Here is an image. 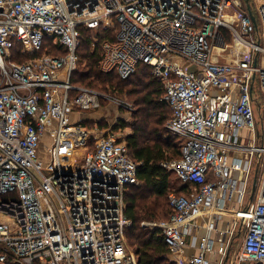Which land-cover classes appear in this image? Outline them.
<instances>
[{
  "label": "built area",
  "instance_id": "built-area-1",
  "mask_svg": "<svg viewBox=\"0 0 264 264\" xmlns=\"http://www.w3.org/2000/svg\"><path fill=\"white\" fill-rule=\"evenodd\" d=\"M0 9V214L11 217L0 219V264H139L125 213L139 164L115 131L90 150L93 131L71 121L105 99L133 111L73 82L83 28L100 27L116 36L102 44L101 70L127 79L150 65L172 110L166 128L180 144V157L162 165L188 189H171L169 218L142 226L162 232L175 264H225L227 256L226 264H264V125L256 119L264 105V0H0ZM47 39L65 52L12 58L15 44L37 54ZM230 46L234 58L221 60ZM224 214L234 224L220 234L231 238L211 259ZM198 217L208 219L206 233L187 244ZM242 224V246L230 258ZM185 246L198 252L184 256Z\"/></svg>",
  "mask_w": 264,
  "mask_h": 264
},
{
  "label": "trees",
  "instance_id": "trees-1",
  "mask_svg": "<svg viewBox=\"0 0 264 264\" xmlns=\"http://www.w3.org/2000/svg\"><path fill=\"white\" fill-rule=\"evenodd\" d=\"M83 35L79 54L80 59L83 58L86 64L85 67L78 68L74 72L73 82L81 86L98 88L100 83H110L112 78H116L130 85L131 88L127 91L129 95L142 94L140 98H136L142 106L134 113L133 130L127 135L129 154L139 166L138 183L128 186L125 194L127 204L125 213L132 220L126 233L135 247L139 264H169L170 248L162 232L157 229L147 231L140 225L141 220L145 218L156 219L160 215L169 218L172 215V209L168 196L172 187H177L178 192L188 189L186 185L185 187L175 185L171 175L180 182L181 180L162 165L165 161L177 159L181 155L177 138L173 140L171 135L163 136L159 128L172 115L170 106L162 100L163 85L152 74L151 66L146 63L139 64L137 71L127 79H122L115 72L104 73L101 70L102 44L106 40H116L115 30L104 27L97 30L83 28ZM94 37H97L95 47H93ZM64 52L63 47L55 46L51 40L47 39L44 49L39 53L21 54L20 45L17 43L13 47V59L21 63L24 62L23 56L32 59L45 53L57 55ZM141 68L144 71L139 73ZM92 122L97 125V122L93 120L83 123L87 127ZM117 124L119 128L124 126L123 123ZM109 130L114 131L113 126Z\"/></svg>",
  "mask_w": 264,
  "mask_h": 264
},
{
  "label": "rangeland",
  "instance_id": "rangeland-1",
  "mask_svg": "<svg viewBox=\"0 0 264 264\" xmlns=\"http://www.w3.org/2000/svg\"><path fill=\"white\" fill-rule=\"evenodd\" d=\"M26 54L31 55L30 53H26ZM220 55L221 56H219V58L221 60H232L234 58V52H233L232 46H230L226 50L225 53H221ZM12 58H14V55L12 56ZM30 60L31 58H28V57L26 58L25 56L22 57V61L24 62H28ZM85 64H86L85 60L83 58L80 59L78 68L81 69L85 67ZM142 71H144L143 68L139 70V73H141ZM140 76H142V74H140ZM111 80L112 82L110 83L106 82L105 84H103L102 82L99 84L98 88H93V89L101 93H106L110 97H117L119 99H123L124 101L131 103L133 107V111L130 112V111L125 110L123 107H119L115 103H112L109 99L102 100L101 108L94 110V111H87V112L93 113L94 119L92 120L97 122V125H95L94 122H92L91 124L92 126L91 125L87 126L88 129L93 131V134H94L93 139L91 140L90 150L94 149L96 137L100 136L104 131L108 130L112 126H113L114 131L118 133L119 136L122 137V139H125L126 135L131 133L133 130V122L135 120L134 113L137 112V110H139L142 106L141 103H138V101H136V98H140L142 94L135 93V94L129 95L127 91L131 88L130 85H126L125 82H120L116 78H112ZM260 101H262V98L260 99ZM260 105L261 106H258L257 108L258 112H257L256 119H257L258 127L263 131L262 125H264V105L262 104ZM75 114L77 116L74 115L76 117L73 118V115H72V119H71L73 123H77L78 121L82 119L79 114L77 113ZM167 121L168 120L164 122V125L159 127L160 131L163 133V136L171 135V133L167 131V128H166ZM117 123L119 124L123 123L124 126L119 128L118 127L119 125ZM171 138L174 140L175 137L171 135ZM52 139H53L52 133L47 132L45 137L43 138L42 147L40 149L39 159L43 163V171L45 172V174H48L47 146L48 144L52 142ZM85 153L86 151L82 149L80 151H77V156L80 159H82ZM171 178H172V181L175 182V185L180 186V181L174 175H171ZM174 188H177V187H172V189ZM0 219L6 223L11 222V217L3 213L0 214ZM160 219H164V216L160 215L156 219L145 218L141 220L140 225L142 226V223L146 221L160 220ZM142 227L147 231L151 230L148 227H144V226ZM245 232H246V228L244 224H242V226L237 227L234 233V236L232 238L231 245H230V258H232L233 255H235L240 250L242 243H243V237H244ZM127 243L129 244L130 249H132L135 252V247L131 244L128 235H127ZM175 259H176L175 256H173L170 252V254L168 255L169 264H175L174 263ZM161 264H168V263H161Z\"/></svg>",
  "mask_w": 264,
  "mask_h": 264
},
{
  "label": "crops",
  "instance_id": "crops-1",
  "mask_svg": "<svg viewBox=\"0 0 264 264\" xmlns=\"http://www.w3.org/2000/svg\"><path fill=\"white\" fill-rule=\"evenodd\" d=\"M77 114H79L80 117L82 118L80 120L82 123L84 121L94 119L92 112H82V113H77ZM72 115H73V118L77 116L75 113H73ZM74 115H76V116H74ZM109 129L104 131L103 133H106L107 131H109ZM125 141L127 142V135L125 137ZM184 185H186V184H183L182 182H180V187H182ZM186 186H188V185H186ZM174 189L177 190V188H174ZM186 190L187 189H185L183 192H185ZM207 221H208V219L206 217H198V218H196L195 222L198 223L201 226V228L196 230V231L193 230V233L191 235L187 236V238H186L187 244L190 243L192 240H194V238H199L200 236H202V235H204L206 233V228L204 226L206 225ZM233 224H234V216L233 215L224 214V215H221L219 218H217V225H218V229L220 231L219 232L215 231L214 252L208 254L209 258H211V259L212 258H217V257H219L222 254V252L225 249L227 241L231 237H229V234L226 237H223L220 234V232H221V230H223V231L224 230L231 231L232 227H233ZM197 252H198V250H197L196 247L185 246L183 255L184 256H190L192 254H196Z\"/></svg>",
  "mask_w": 264,
  "mask_h": 264
},
{
  "label": "water",
  "instance_id": "water-1",
  "mask_svg": "<svg viewBox=\"0 0 264 264\" xmlns=\"http://www.w3.org/2000/svg\"><path fill=\"white\" fill-rule=\"evenodd\" d=\"M0 10H2V9H0ZM256 181H257V179H256V177H255V179H254V183H253V188H252V194H254V192H255ZM227 260H228V256L226 257L225 264L227 263ZM246 264H250V263L247 262Z\"/></svg>",
  "mask_w": 264,
  "mask_h": 264
}]
</instances>
